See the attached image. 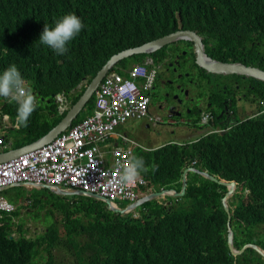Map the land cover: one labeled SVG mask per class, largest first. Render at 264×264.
<instances>
[{"label": "trees", "instance_id": "obj_1", "mask_svg": "<svg viewBox=\"0 0 264 264\" xmlns=\"http://www.w3.org/2000/svg\"><path fill=\"white\" fill-rule=\"evenodd\" d=\"M69 13L85 27L67 45L68 52L57 55L38 41L45 23L52 27ZM248 20L258 23V39L264 45V0H0V73L15 64L38 99L28 126L15 131L26 135L22 147L47 135L65 118L67 111L58 115L56 99L66 98L74 105L112 56L180 28L196 31L205 44L215 42L218 52L226 53L241 31L249 37L251 26L244 23ZM142 56L129 59L139 62ZM129 59L119 62L121 68L128 67ZM41 102L47 106L42 108ZM87 106L93 112L95 96ZM16 114L14 103L6 98L0 102L2 118L6 115L16 125ZM45 114L51 122L42 121ZM82 119L79 114L73 125ZM171 147L147 154V179L156 189L180 191L183 173L194 160L196 169L236 181L237 192L229 202L234 246L255 244L264 249V114L224 136L202 137L168 151ZM226 193V187L191 172L184 197L171 198L168 207L147 203L149 210L141 219L122 218L94 206L105 203L84 196H76L77 204L58 202L59 206L28 200L32 209L28 214L45 206L52 214L61 211L66 232L62 235L52 223L43 236L27 238L22 234L25 224L13 227L4 213L0 264H32L35 257L43 264H264L252 248L241 256L231 254L228 214L222 203ZM16 212L19 209L11 216ZM15 230L20 236L11 238ZM57 249H65L75 260H59L54 255Z\"/></svg>", "mask_w": 264, "mask_h": 264}, {"label": "built area", "instance_id": "obj_2", "mask_svg": "<svg viewBox=\"0 0 264 264\" xmlns=\"http://www.w3.org/2000/svg\"><path fill=\"white\" fill-rule=\"evenodd\" d=\"M157 72L152 61L148 60L107 74L95 93L92 114L76 125L72 124L52 141L22 150L13 159L0 161V188L45 184L85 191L111 202L136 198L135 190L145 184L144 180L139 179L131 187L114 185L118 170L130 162L131 150L125 148L126 135L113 132L131 119L158 123L159 118L150 113V96ZM58 99L62 102V98ZM4 118L9 122L8 116ZM202 122H206L204 118ZM12 151L6 136L0 133V156ZM2 193L0 217L2 213L10 214L16 210Z\"/></svg>", "mask_w": 264, "mask_h": 264}, {"label": "flooded vegetation", "instance_id": "obj_3", "mask_svg": "<svg viewBox=\"0 0 264 264\" xmlns=\"http://www.w3.org/2000/svg\"><path fill=\"white\" fill-rule=\"evenodd\" d=\"M244 23L246 28L251 26L249 37L241 31L233 40L234 48L226 53L218 52L215 42L209 41L204 43L205 54L223 63H239L264 71V45L258 39L261 37L257 34L258 23L253 20ZM159 51V55L158 51L149 57L145 55L143 61L150 58L158 68L152 103L163 119L162 125L183 129L201 122L200 126L208 129L203 137L224 136L236 125L264 114V104L260 107L264 81L239 74L208 73L198 65L195 44L186 38ZM33 94L37 96L36 92ZM245 103H252V112L244 110Z\"/></svg>", "mask_w": 264, "mask_h": 264}, {"label": "rangeland", "instance_id": "obj_4", "mask_svg": "<svg viewBox=\"0 0 264 264\" xmlns=\"http://www.w3.org/2000/svg\"><path fill=\"white\" fill-rule=\"evenodd\" d=\"M185 45L186 42H183ZM145 56V55H144ZM139 58V62L136 61V59H129L128 60V67L135 65L136 63L145 62L143 61V57ZM147 56V55H146ZM119 67H123L119 65V62L113 67L114 71H118ZM81 89V85L78 87V90ZM193 94L195 97H197V91L196 89L193 90ZM250 99V97H248ZM5 99H0V102H4ZM64 100V99H63ZM48 101V100H47ZM56 105L57 106V112L58 115L63 114L64 110H70L73 105L71 104L70 100H64L60 103L59 99H56ZM152 112L154 114H159L157 111V106L152 103ZM40 106L42 108H45L47 106L46 103L41 102ZM244 110L252 112L253 106L252 103H245ZM89 109L88 106H86L83 111L80 113V118H84L87 115H89ZM92 113V112H91ZM90 113V114H91ZM238 119L240 117L238 116ZM43 122H51V116L45 114L44 118L42 120ZM147 123L144 120H134L131 119L128 121V123L124 125L118 126L113 133L122 135L124 133H127L129 138L138 143V147L140 149L134 150V157H143L145 161V167H147V164L150 162L148 161V155L153 153L155 150L159 148H163L166 146H172L168 149V151L172 150L173 148L180 146L181 143H192L204 136V134L207 132V128L204 126H187L183 129H171L168 128L162 123H160L157 127H153L152 125H149V128H147ZM21 128V127H20ZM20 128H17L16 125L12 123L10 120L9 122H5V118L3 119L0 116V133L3 135L9 136V150H16L18 148H21L23 145L27 143L26 141V135L20 134L15 131H19ZM143 148H147L148 151L145 152ZM141 176L148 177L147 172H142ZM154 188L148 186L147 187V194L153 193ZM6 192V193H5ZM2 193V196L11 204L15 206V209H19V212H16V214H13L11 216V213L8 214L10 218L12 219V225L13 227L19 226L20 224L24 223V229H23V236L27 238L37 239L40 236H43L45 230L48 226H50L52 223H56L60 229V233L63 235L65 234V229L61 227L63 223L61 221H64L66 217H64L63 214H61V211L54 210L52 214V209L49 207H44L43 209H37L36 212L32 211V214L29 215L28 213L32 210L31 208L28 209L27 206L30 204L29 201H34L35 199H41V202L44 203H50L49 206H52V203H64L66 202H75L77 204V197L76 196H66L61 197L57 196L54 193L48 191V190H41L38 188H30V187H13L7 191ZM237 192V191H236ZM246 193V192H245ZM172 197H165V199H169V202L174 199ZM232 197L228 200V203L231 202ZM231 200V201H230ZM101 202V201H98ZM129 205V202H120V206L122 208H125ZM57 206H59L57 204ZM97 207H101L108 210V207L104 204L102 206L94 205ZM15 210V211H16ZM143 207L137 208L134 212L135 213H142ZM115 214V213H114ZM119 215V214H116ZM2 216L4 217V213H2ZM123 217H133V213L128 215H120ZM58 219V222L56 220ZM15 233L12 234V236L19 237L18 231H14ZM11 236V237H12ZM54 255L57 256L59 260L64 259L68 261H74L75 258L72 255H67V252L65 249H57L54 252ZM65 263V262H64ZM32 264H43V261L39 257L33 258Z\"/></svg>", "mask_w": 264, "mask_h": 264}, {"label": "water", "instance_id": "obj_5", "mask_svg": "<svg viewBox=\"0 0 264 264\" xmlns=\"http://www.w3.org/2000/svg\"><path fill=\"white\" fill-rule=\"evenodd\" d=\"M183 38H188L192 40V42L195 44L196 47V53H197V61L198 65L206 70L208 73H216V74H239L242 76H249L253 77L258 80L264 81V71L254 68V67H249L245 66L243 64L239 63H223L214 59H211L207 57L204 51V44L202 42V38L195 32L192 31H176L174 33H171L169 35H166L164 37H161L155 41L148 42L140 47L136 48H131L128 50H125L123 52H120L114 56L107 62V64L99 71L97 76L90 82L88 87L86 88L85 92L81 96V98L73 105V107L68 110L65 118L57 125L53 130H51L47 135L39 139L38 141L24 146L22 148L16 149L12 152H7L4 155L0 156V161H6L13 159L17 157L22 150H28L35 148L37 146L43 145L49 141H52L55 139L60 133L65 131L68 127L72 126L73 122L76 120L78 115L83 111V109L87 106L89 103L90 99L98 89L102 79L106 76L108 71L115 66L118 62H120L123 59L130 58L132 56L136 55H151L155 53L156 51L162 49L163 47L170 45L174 43L175 41ZM2 98V97H0ZM196 173L212 182H215L219 185H222L227 188V193L225 196L222 198V203L224 205L225 211L228 214V247L233 256H241L246 249L252 248L254 249L263 259H264V250L260 248L258 245L255 244H246L244 245L241 249H236L234 246V232L231 228V210L229 207L228 200L233 197L236 193L237 189V182L236 181H227L224 179H220L219 176L212 175L208 173L207 171H201L200 169L196 168H187L182 176V187L180 191H174V192H155L151 194L148 197H145L138 201L137 203L133 204L132 207H137L139 206L142 202L144 201H150L152 199H157L161 198L164 195L171 196L173 198H181L184 197L186 194L187 186H188V174L189 173ZM34 187L38 189H43V190H48L52 193H54L57 196L61 197H66V196H84L88 197L94 200L98 201H104L107 205L108 208L114 212L118 213L120 215H124L125 210H119L111 205V202L103 199L95 194L87 193L85 191H73V190H64L56 187H51L47 186L45 184H18V185H13V186H6L0 188V192H5L13 187ZM12 238V237H11Z\"/></svg>", "mask_w": 264, "mask_h": 264}, {"label": "clouds", "instance_id": "obj_6", "mask_svg": "<svg viewBox=\"0 0 264 264\" xmlns=\"http://www.w3.org/2000/svg\"><path fill=\"white\" fill-rule=\"evenodd\" d=\"M84 27H85V25L83 24L82 20L77 15H75L74 13H69V14H66V15L60 17L59 19H56L54 22V26H52V27H50L47 23H45L43 31L40 35L38 42L40 44L46 46L47 48L51 49L55 54L64 55L68 52L67 45L71 41H73L81 33V31L83 30ZM180 30L181 29H178L177 31H180ZM187 31H192V32L197 33L196 31H193V30H187ZM199 36L202 38V42L204 44L203 37L201 35H199ZM186 39L189 41H192L188 38H186ZM167 46H169V45H167ZM167 46H165V47H167ZM147 56L149 57L151 55H147ZM148 60L152 61L150 58ZM147 61H145V62H147ZM145 62H141V63H145ZM152 65H154V64L152 63ZM113 67L108 71L107 74H113L116 72L113 70ZM154 67H156V66L154 65ZM119 68H121V67H119ZM157 70H158V68H157ZM157 74H158V72H157ZM84 83L81 84V88H82ZM31 89H33V88L30 85L29 86L27 85V82L22 77L21 72L18 70V68L15 64L9 65L2 73H0V97L6 98L10 103H14L16 105V113H17L16 114V127L17 128L27 127L28 126V120H29L30 116L33 114L34 111H36L37 98L35 97V95L33 94ZM95 93L93 96H95ZM150 97H151L150 113H151V115L158 117L159 120H158V123H156V124L149 122L147 120H144L148 124L147 128H149V125H152L153 127H157L163 121L162 117L159 114H154L152 112V93H151ZM63 99L67 100L66 98H62V101H64ZM262 106H263V104H261V102H260V107H262ZM65 111H67V110H64V112ZM202 118L203 117H201V121H202ZM124 135H126V138H127L125 148H126V150H128V149L131 150V159H130V162L127 166H123L122 168H120L118 170L119 176H118V179L114 182V185L115 186H121V187H131V186L135 185L139 179L144 180L145 184L140 185L135 190V193L137 196L136 198L123 200V201H117V202H111V201L110 202H111V205L113 207H115L119 210H125V213H124L125 216L133 213V218L141 219L143 217V215L146 212H148V210H149L148 207L146 206L147 203L157 201L161 205L168 207L171 205L172 202L171 201L169 202V200L165 199V197H171V196L164 195L161 198L152 199L150 201H144L137 207H132L133 204L137 203L138 201H140L141 199H143L145 197L150 196L151 194H153L155 192H163V191L174 192L177 190H175V189H159L158 190L152 184L151 180L147 179L146 177L141 176L142 172H147L149 169L147 167H145V161H144L143 157H134V155H135L134 150L140 149L138 147V143H136L135 141L130 139L127 133H124L120 136H124ZM185 144L186 143H181L180 146H185ZM143 150L145 152L148 151L147 148H143ZM194 161H196V160H194ZM195 165L196 164L193 165L191 163V165L188 166L187 168H195L194 167ZM148 186L153 187L155 189L153 193L147 194V187ZM174 199H176V201H177V199H179V198H174ZM120 202H129V205L125 208H122L120 206ZM106 206L108 207L107 204H106ZM139 207H143L142 213H135L134 211ZM108 210L111 211L109 208H108ZM115 214H118V213H115Z\"/></svg>", "mask_w": 264, "mask_h": 264}, {"label": "crops", "instance_id": "obj_7", "mask_svg": "<svg viewBox=\"0 0 264 264\" xmlns=\"http://www.w3.org/2000/svg\"><path fill=\"white\" fill-rule=\"evenodd\" d=\"M0 99H5V98H0ZM38 100V99H37ZM5 101V100H4ZM55 117V116H54ZM55 127H53L51 130H53ZM115 135H118V134H115ZM6 136V135H5ZM7 139H8V142H9V136L7 137ZM76 206V205H75ZM31 214H32V212H31ZM31 214H29V215H31ZM86 220H88V218H86Z\"/></svg>", "mask_w": 264, "mask_h": 264}, {"label": "bare ground", "instance_id": "obj_8", "mask_svg": "<svg viewBox=\"0 0 264 264\" xmlns=\"http://www.w3.org/2000/svg\"><path fill=\"white\" fill-rule=\"evenodd\" d=\"M171 47V46H170ZM58 111V110H57Z\"/></svg>", "mask_w": 264, "mask_h": 264}]
</instances>
